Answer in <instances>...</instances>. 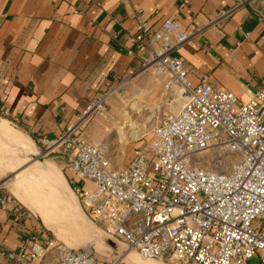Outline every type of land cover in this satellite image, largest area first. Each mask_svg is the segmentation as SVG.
I'll list each match as a JSON object with an SVG mask.
<instances>
[{
	"label": "built area",
	"instance_id": "built-area-1",
	"mask_svg": "<svg viewBox=\"0 0 264 264\" xmlns=\"http://www.w3.org/2000/svg\"><path fill=\"white\" fill-rule=\"evenodd\" d=\"M134 18L128 55L140 63L137 75H150L161 89L162 111L150 141L135 149L125 168L115 169L105 148L83 136L89 119L108 115L112 98L127 104V77L94 96L77 123L40 143L90 185L72 186L86 218L142 259L264 264V89L239 103L208 77L192 84L186 66L173 56L190 38L180 23L169 18L152 25L138 14ZM174 88L189 96L177 112L170 96ZM53 249L54 264H121L119 258L101 261L90 248L43 245L35 238L7 258L9 264H42Z\"/></svg>",
	"mask_w": 264,
	"mask_h": 264
},
{
	"label": "crops",
	"instance_id": "crops-1",
	"mask_svg": "<svg viewBox=\"0 0 264 264\" xmlns=\"http://www.w3.org/2000/svg\"><path fill=\"white\" fill-rule=\"evenodd\" d=\"M183 1L0 0V118L17 120L37 142L53 140L119 80L131 78L127 102L137 91L147 93L148 78L137 75L140 63L128 55L135 14L152 25L179 22L190 38L173 56L188 69L190 82L208 77L214 88L248 102L264 89V0H187L182 6ZM116 103L110 100L108 112L120 121L93 120L83 131L87 142L90 131L126 128L131 112ZM173 105L178 111L179 103ZM66 171L71 186L90 188ZM49 233L0 182V264H9L8 253L28 238L52 241Z\"/></svg>",
	"mask_w": 264,
	"mask_h": 264
},
{
	"label": "rangeland",
	"instance_id": "rangeland-1",
	"mask_svg": "<svg viewBox=\"0 0 264 264\" xmlns=\"http://www.w3.org/2000/svg\"><path fill=\"white\" fill-rule=\"evenodd\" d=\"M143 76L148 78L149 88L147 93H139L137 91L132 95L133 97H129V102H127L126 106L122 105L119 101L115 105L116 108H126V111L131 112V114L128 112L126 113L128 116L125 118V122L127 121L125 124L127 125L126 128H122L119 131L113 130V132L110 133L105 132L104 134L93 133L91 131L87 133V139L90 144H98L105 148L107 157L114 165L115 169H122L126 167L129 161H131L133 158L135 149L145 145L150 141L152 137L151 131L161 115L162 104L159 101L161 89L159 86H154L150 75ZM151 92L154 94L153 97L149 96V93ZM173 107L174 111L177 112V107L175 105H173ZM95 119H101L102 122L106 123L109 121L112 124L116 123L118 120L120 121L119 118L116 119L115 117L110 116L108 112L106 117L93 116L88 120V122L85 123L84 130H88L90 124ZM2 120L4 119L0 118V121ZM6 122L7 127L11 131H18L21 138L30 140L32 142L36 150V156H26L22 154L17 148L11 144L5 143V141L1 140L0 138V182L3 184V187L9 193L14 195L15 192L13 190L15 187L13 186H16L18 183V178L16 176L24 169L31 166L33 163L32 160L34 159L40 163H49L53 165L55 169L65 178L68 187L71 189L73 197L77 200L76 195L72 191V186L69 183L65 164L63 159H61L62 156L56 152H51V150L46 145H42L40 142H37L31 137V135L27 134L20 127L12 124L8 120ZM132 124L134 125L133 127L130 126ZM129 126L130 128H128ZM149 173H152V167L149 168ZM80 182L83 185L84 182L82 180H80ZM32 183L28 188L30 192L33 190ZM65 194L69 195L70 192L65 191ZM25 195L28 196L27 191L25 192ZM26 207L39 219L38 215L31 207L27 205ZM78 211L81 215L83 214L82 216H84V220L86 221V223H83L82 232L79 237L77 231L74 230L73 232H70L69 230L64 232L65 241L59 240L52 233H49L48 237L58 246H64L68 249L78 250L82 248H90L95 253L96 257L101 261H113L116 258H119L121 264H129L126 260V256L128 254H135L136 252L128 249L123 243L120 242L111 240L113 245L110 244L108 242L109 239L102 233L100 227L91 219H87L81 208L80 210L78 209ZM79 220L82 221V219ZM57 256L58 253L56 249L50 250L44 256L42 264H53L57 260ZM142 260L145 262H151V264H164L153 260Z\"/></svg>",
	"mask_w": 264,
	"mask_h": 264
},
{
	"label": "bare ground",
	"instance_id": "bare-ground-1",
	"mask_svg": "<svg viewBox=\"0 0 264 264\" xmlns=\"http://www.w3.org/2000/svg\"><path fill=\"white\" fill-rule=\"evenodd\" d=\"M130 126L133 127L134 125ZM19 135L18 131L13 132L7 127L6 121H0L1 140L11 144L26 156H36V150L32 142L21 138ZM32 161L31 166L16 176L18 183L13 186L15 187L13 190L15 192L14 196L31 207L42 224L59 240L65 241L64 232L67 230L70 232L77 231L79 237L83 223H86V221L82 216L83 214L79 213V203L73 197L64 177L53 165L40 163L34 159ZM31 183L33 184V190L30 192L28 188ZM26 191L28 196L25 195ZM65 191H69L70 194L66 195ZM79 219H82V221ZM135 254L126 256L129 264H151V262H145L138 254Z\"/></svg>",
	"mask_w": 264,
	"mask_h": 264
},
{
	"label": "water",
	"instance_id": "water-1",
	"mask_svg": "<svg viewBox=\"0 0 264 264\" xmlns=\"http://www.w3.org/2000/svg\"><path fill=\"white\" fill-rule=\"evenodd\" d=\"M170 96L178 103L181 102H185L188 100L189 96L187 95L186 92H184L183 90L179 89V88H174L171 92H170ZM110 244L113 245V243H111V240L109 239L108 241ZM115 246V245H114Z\"/></svg>",
	"mask_w": 264,
	"mask_h": 264
}]
</instances>
